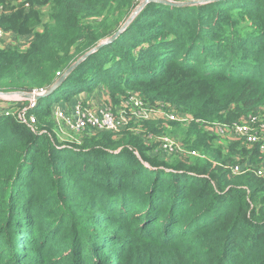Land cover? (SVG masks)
Returning a JSON list of instances; mask_svg holds the SVG:
<instances>
[{
  "label": "trees",
  "instance_id": "1",
  "mask_svg": "<svg viewBox=\"0 0 264 264\" xmlns=\"http://www.w3.org/2000/svg\"><path fill=\"white\" fill-rule=\"evenodd\" d=\"M0 4L3 31L34 36L25 48L0 46V93L28 94L52 86L137 7L135 0ZM97 87L110 104L134 93L190 121H131L73 144L54 134L44 99L28 112L32 126L19 111L1 115L0 264H264V179L233 177L227 168L235 154L240 164H258L257 145L195 122L229 126L264 106V0L146 4L54 93L68 102ZM149 134L203 158L166 155Z\"/></svg>",
  "mask_w": 264,
  "mask_h": 264
},
{
  "label": "built area",
  "instance_id": "2",
  "mask_svg": "<svg viewBox=\"0 0 264 264\" xmlns=\"http://www.w3.org/2000/svg\"><path fill=\"white\" fill-rule=\"evenodd\" d=\"M174 1V0H168ZM145 0H135L136 6L139 7ZM136 7V8H137ZM5 13L3 6L0 4V14ZM16 38L13 34L3 31L0 27V46L6 47V40ZM31 42V41H30ZM25 43L22 47L25 48L30 43ZM6 44V45H5ZM45 90H33L28 99L20 98L17 103L14 104L11 109L6 108L5 105H0V116L8 115L14 111H19L17 119L27 125H34L35 118L28 112L34 109L37 105V101L34 100V96L42 95ZM22 101H26L27 104L18 110ZM10 106V105H9ZM111 104L98 109H91L88 105L82 103L80 100L75 101L68 107H63L59 103H55L51 106L50 118L52 120L55 135L59 138L65 136H71L72 134H78V136H90L102 132L118 133L129 128L131 121H147L162 119L165 121H180L187 123L190 121L188 115L175 114L171 109L163 106L151 108L143 100L136 96H131L123 104L120 110H115L111 107ZM196 123H202L212 133L219 137L228 135L232 140L241 141L243 144L257 145V149L264 161V113H253L242 116L239 120L231 123L229 126L218 123H206L199 120H195ZM136 133H141L142 129H131ZM150 139H154L158 142V150L166 155L182 154L189 155L191 157L203 158L196 151L185 150L183 145L176 139L171 138L168 135L154 136L149 134ZM231 176L240 175L241 173H252L257 177L264 179V169H255L253 165L248 161L245 164H240L238 161L228 166Z\"/></svg>",
  "mask_w": 264,
  "mask_h": 264
},
{
  "label": "rangeland",
  "instance_id": "3",
  "mask_svg": "<svg viewBox=\"0 0 264 264\" xmlns=\"http://www.w3.org/2000/svg\"><path fill=\"white\" fill-rule=\"evenodd\" d=\"M15 1H20V0H13V2H15ZM174 1H177V2H185V1H180V0H174ZM207 1L208 0H206V1L203 0L202 2L206 3ZM42 12L43 13L46 12V7L45 8H42ZM33 37H34L33 34H31V35H27V36H23V37H19V38H11L9 40H6V44L8 46L10 43H12V44H17L19 47H22L25 43L30 42L33 39ZM102 91H103V88L102 87H97L94 90H92L93 95L96 98L100 96V94L102 93ZM131 96H134V93H130L126 97H122L117 102H114L113 104H111L112 105L111 107H113V109H115V110L116 109L117 110H120L122 108L123 104ZM19 99H20V97L17 96L16 94L11 95L9 93H1L0 94V105H5L6 108H3V109H5V110L7 109L8 110V109L13 108L14 104L17 103L19 101ZM72 99H73V97H72ZM55 103H61L60 96H59V94L57 92L54 93V94H52V95H50V96H48L47 98H44V100H43V105L44 106H52ZM105 105L106 104L102 105L101 107H103ZM166 108H168V107H166ZM169 109H171L172 111H174V109L171 108V107H169ZM253 113H259V114L260 113H264V106L258 107ZM175 114H178V113H175ZM53 132L55 134L54 128H53ZM83 137L84 136H78V134H72L71 136H65L63 138L57 137V138L59 139L60 142H68V143H71L72 142L73 144H78V143L81 142V140H82ZM87 137H89V135ZM219 140L220 141H226L225 139H221V138H219ZM230 140L233 141L231 138H230ZM155 153H157V152H155ZM150 154H154V153L152 152ZM158 158L164 159V160H168V162H173V161H175V159L177 158V156H170V157L159 156ZM186 158L187 157H184V159H186ZM234 159H236V162L239 160V157L237 156V154L231 155V162H233ZM176 161H178V160H176ZM234 163H235V161H234ZM231 165H233V163H231ZM252 165H253V168H255V169H261V168L264 169V161L263 160H261L260 162H258V164L255 163V165L254 164H252ZM233 177H235V176H233Z\"/></svg>",
  "mask_w": 264,
  "mask_h": 264
},
{
  "label": "water",
  "instance_id": "4",
  "mask_svg": "<svg viewBox=\"0 0 264 264\" xmlns=\"http://www.w3.org/2000/svg\"><path fill=\"white\" fill-rule=\"evenodd\" d=\"M206 1V0H205ZM222 0H208L206 3L209 2H218ZM157 3L160 5L165 6H171V7H188L193 6L197 4H204L202 1H186V2H177V1H168V0H145L139 7L136 8V10L131 14V16L127 19V21L122 25V27L113 34L110 38L104 40L101 42L98 46H96L94 49L90 50L86 54H84L78 61H76L64 74L62 77H60L58 80L55 81V83L47 88L45 92L42 95L34 96L35 101H39L41 99L47 98L48 96L52 95L55 90H57L66 80V78L85 60L87 59L93 52H96L100 48H102L104 45L109 44L113 42L129 25V23L132 21V19L139 13V11L148 3ZM1 94V93H0ZM11 95L16 94L22 99H28L31 97L28 93H9Z\"/></svg>",
  "mask_w": 264,
  "mask_h": 264
},
{
  "label": "crops",
  "instance_id": "5",
  "mask_svg": "<svg viewBox=\"0 0 264 264\" xmlns=\"http://www.w3.org/2000/svg\"><path fill=\"white\" fill-rule=\"evenodd\" d=\"M77 100H80L82 103H85L86 105L90 106L91 109H98L104 104L111 103L109 100V96L107 95V91L103 89L102 93L97 98L93 95V92L91 91L89 93H82L81 95L74 97L73 99L71 98L68 102L61 101V103L59 104L63 107H68Z\"/></svg>",
  "mask_w": 264,
  "mask_h": 264
}]
</instances>
